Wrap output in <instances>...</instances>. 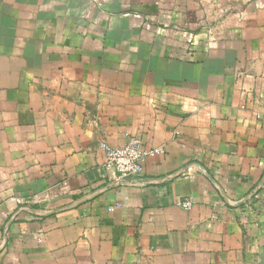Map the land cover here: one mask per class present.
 <instances>
[{
  "label": "crops",
  "instance_id": "crops-1",
  "mask_svg": "<svg viewBox=\"0 0 264 264\" xmlns=\"http://www.w3.org/2000/svg\"><path fill=\"white\" fill-rule=\"evenodd\" d=\"M126 6L0 0V264H264V0H202L194 54Z\"/></svg>",
  "mask_w": 264,
  "mask_h": 264
},
{
  "label": "built area",
  "instance_id": "built-area-1",
  "mask_svg": "<svg viewBox=\"0 0 264 264\" xmlns=\"http://www.w3.org/2000/svg\"><path fill=\"white\" fill-rule=\"evenodd\" d=\"M99 146L105 154V168L111 169L119 175L118 183L130 185L136 184L135 178L143 174L144 165L150 157L164 152L163 147L144 146L140 138L130 134L121 146H112L106 141H101ZM176 204L184 209H190L193 200L183 198L177 200Z\"/></svg>",
  "mask_w": 264,
  "mask_h": 264
},
{
  "label": "rangeland",
  "instance_id": "rangeland-1",
  "mask_svg": "<svg viewBox=\"0 0 264 264\" xmlns=\"http://www.w3.org/2000/svg\"><path fill=\"white\" fill-rule=\"evenodd\" d=\"M153 1L155 0H126L125 4L124 0H121V3H118V0H105V4H107L108 7L114 10L119 9L120 5L121 8H124V6L127 5V8L133 9L139 8V5H141L142 7H150ZM161 1L164 3V9H167V6H174L175 9L172 8V10H174L175 13L178 14L176 15V22L174 23L176 24V26H179V29L174 28L175 32L173 38L176 42L175 47L177 49L185 48L192 54L198 52L199 50H197V46L202 42V28L205 27V24H202V0ZM139 2H142V4H138ZM184 24L185 26L183 27L182 25ZM206 26L211 27L208 24H206ZM181 27L183 30L181 29ZM194 41H197V46H193ZM183 42L185 44L184 46L181 45Z\"/></svg>",
  "mask_w": 264,
  "mask_h": 264
}]
</instances>
